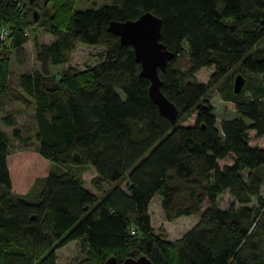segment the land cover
Instances as JSON below:
<instances>
[{
    "label": "trees",
    "instance_id": "16d2710c",
    "mask_svg": "<svg viewBox=\"0 0 264 264\" xmlns=\"http://www.w3.org/2000/svg\"><path fill=\"white\" fill-rule=\"evenodd\" d=\"M76 1L27 0L24 24L19 0H0V121L13 129L12 138L0 132V264H57L56 251L75 241L91 264L141 256L153 264H264V147L250 144V131L264 138V0H109L75 11ZM147 12L162 20L161 42L175 54L160 72L162 92L179 111L175 126L152 101L134 48L109 31ZM27 26L55 40L35 39L41 70L22 74L14 88L10 58L29 42ZM79 44L101 48V63L52 76L51 66L69 65ZM209 67V83H199L196 74ZM237 76L245 80L239 94ZM214 88L236 106L237 117L220 128L208 100ZM17 104L34 110V152L52 163L33 198L12 192L11 145L31 141L6 110ZM193 113L194 125H182ZM87 167L97 188L113 185L101 198L83 187ZM226 191L237 206L221 209ZM155 196L168 222L200 216L180 241L155 233Z\"/></svg>",
    "mask_w": 264,
    "mask_h": 264
},
{
    "label": "rangeland",
    "instance_id": "374dc122",
    "mask_svg": "<svg viewBox=\"0 0 264 264\" xmlns=\"http://www.w3.org/2000/svg\"><path fill=\"white\" fill-rule=\"evenodd\" d=\"M19 2V7H21L19 11H21L22 14L21 18L24 24H26L28 20L27 0H19ZM109 3V0H77L74 9L75 11H85L88 9L100 8ZM50 8L51 5L47 7V10H50ZM26 34L29 38V42L24 45L22 49L17 51L14 50L10 58V85L14 88L19 87V77L22 74L34 73L35 71L41 70V66L36 59L37 51L34 43L35 39H38L40 44L45 45H49L55 40L54 36L50 35L44 28L39 26H27ZM6 46L9 48L10 44L8 43ZM99 52H101V48L79 44L72 54L71 63L69 65L51 66L50 73L52 76H60L62 72L69 67L76 68L81 73L85 72L89 68L95 67L101 63L102 58L98 56ZM178 66L183 69L187 68L188 57L186 55L181 58ZM213 73L214 67L202 69L196 74V79L199 83L208 84ZM250 77L253 78L252 80H255L260 79L258 77L262 76H248L247 79ZM228 82L229 79L226 78L221 84H226ZM249 94L250 93L247 92V95ZM208 100L214 108L213 115L217 120L218 128L221 127L223 121L232 120L237 117L236 106L233 103L223 101L218 88L212 90ZM16 106L21 109L17 110L14 106H9L6 110L14 113L17 120V127L21 130L22 136L24 138H30L31 141L28 144H21L13 141V144L11 145V155L8 158V166L11 171V176L13 177L12 192L27 198H33L39 192L42 180L48 176L52 163L34 152L37 147V141L36 128L31 115L32 109L27 110L18 104ZM195 121L196 114L193 113L183 119L181 124L184 126H192ZM3 130L8 132L9 138H12V131L6 129L5 125L0 121V132ZM250 136V144L252 146L264 147V138H258L254 131H250ZM230 163H232V160L229 158L220 161L219 165L223 167ZM82 172L83 187L99 198L103 197V195L113 187L110 183H104L100 186V189L97 188L95 185L97 172L92 167H87ZM126 185L127 182L120 184L123 189L126 188ZM262 194L264 195V189ZM232 205L237 206V203L231 194L228 191L222 193L219 197V207L221 209H228ZM207 206L208 204L206 203L203 209L205 210ZM149 213L155 233L160 234L162 229L165 230L167 240L172 243L180 241L200 219V216L194 215L190 217H181L174 222H168L165 218L161 206V198L159 196L153 198ZM56 256L57 264H91L94 261L89 249H85L81 241L72 242L57 250Z\"/></svg>",
    "mask_w": 264,
    "mask_h": 264
},
{
    "label": "water",
    "instance_id": "95a60500",
    "mask_svg": "<svg viewBox=\"0 0 264 264\" xmlns=\"http://www.w3.org/2000/svg\"><path fill=\"white\" fill-rule=\"evenodd\" d=\"M33 6L35 0H29ZM38 14L34 12V19ZM109 31L120 38L123 46L134 48L135 59L141 65L142 78L150 81L149 94L157 105L160 114L167 118L173 126L177 124L179 111L177 107L163 94V82L160 72H166L169 63L175 59V54L161 42L162 20L147 12L137 20L127 22H112ZM245 84L242 76H237L234 90L239 94ZM78 158V157H77ZM104 264H120L116 257L109 258ZM121 264H153L146 256L138 259L128 258Z\"/></svg>",
    "mask_w": 264,
    "mask_h": 264
},
{
    "label": "crops",
    "instance_id": "0c3cea01",
    "mask_svg": "<svg viewBox=\"0 0 264 264\" xmlns=\"http://www.w3.org/2000/svg\"><path fill=\"white\" fill-rule=\"evenodd\" d=\"M14 107L17 109V110H19V109H21V108H19L18 106H16V105H14ZM32 118H33V115H34V110L32 109ZM2 123V122H1ZM5 128L6 129H9V130H11V131H13V129L12 128H9V127H7V126H5ZM2 132H5V133H7V135L9 136V134H8V132L7 131H5V130H3ZM39 155V154H38ZM9 170H10V168H9ZM10 173H11V171H10ZM11 178H12V185H13V177L11 176Z\"/></svg>",
    "mask_w": 264,
    "mask_h": 264
},
{
    "label": "built area",
    "instance_id": "2783aa9c",
    "mask_svg": "<svg viewBox=\"0 0 264 264\" xmlns=\"http://www.w3.org/2000/svg\"><path fill=\"white\" fill-rule=\"evenodd\" d=\"M7 36V33L6 32H3L2 35H1V39L4 40Z\"/></svg>",
    "mask_w": 264,
    "mask_h": 264
}]
</instances>
